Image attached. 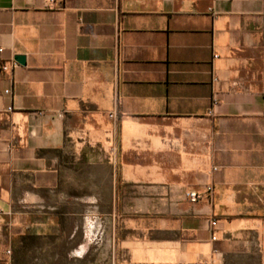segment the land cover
Here are the masks:
<instances>
[{
	"label": "crops",
	"instance_id": "obj_1",
	"mask_svg": "<svg viewBox=\"0 0 264 264\" xmlns=\"http://www.w3.org/2000/svg\"><path fill=\"white\" fill-rule=\"evenodd\" d=\"M92 214L117 264H264V0H0V262Z\"/></svg>",
	"mask_w": 264,
	"mask_h": 264
},
{
	"label": "rangeland",
	"instance_id": "obj_2",
	"mask_svg": "<svg viewBox=\"0 0 264 264\" xmlns=\"http://www.w3.org/2000/svg\"><path fill=\"white\" fill-rule=\"evenodd\" d=\"M84 217L73 216L67 224L72 230L46 232L25 242L16 239L3 264H117L126 257L120 239L128 232L117 225L119 220L112 230V216L92 214L87 216L88 229L82 231Z\"/></svg>",
	"mask_w": 264,
	"mask_h": 264
},
{
	"label": "built area",
	"instance_id": "obj_3",
	"mask_svg": "<svg viewBox=\"0 0 264 264\" xmlns=\"http://www.w3.org/2000/svg\"><path fill=\"white\" fill-rule=\"evenodd\" d=\"M56 2L57 0H45V5L46 7H53L56 4ZM17 66H18V63L15 60H12L10 63L2 65L1 69L4 71H10ZM5 92L8 93L9 90H5ZM109 116L112 117L113 113H110ZM206 190L209 192L211 190V187L206 186ZM185 196L190 202H195L200 198V194H198L194 190L186 191ZM214 225H215V220L210 221V226H214ZM212 239H215L214 235L212 236Z\"/></svg>",
	"mask_w": 264,
	"mask_h": 264
},
{
	"label": "water",
	"instance_id": "obj_4",
	"mask_svg": "<svg viewBox=\"0 0 264 264\" xmlns=\"http://www.w3.org/2000/svg\"><path fill=\"white\" fill-rule=\"evenodd\" d=\"M14 60L19 64H24V56L23 55H15Z\"/></svg>",
	"mask_w": 264,
	"mask_h": 264
},
{
	"label": "trees",
	"instance_id": "obj_5",
	"mask_svg": "<svg viewBox=\"0 0 264 264\" xmlns=\"http://www.w3.org/2000/svg\"><path fill=\"white\" fill-rule=\"evenodd\" d=\"M26 239L34 240V239H36V236L35 235H25V236H21V242L22 241L25 242ZM0 264H3V262H0Z\"/></svg>",
	"mask_w": 264,
	"mask_h": 264
}]
</instances>
